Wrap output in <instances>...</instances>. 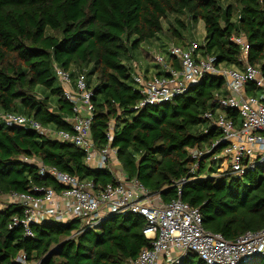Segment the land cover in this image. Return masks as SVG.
<instances>
[{"label": "trees", "instance_id": "1", "mask_svg": "<svg viewBox=\"0 0 264 264\" xmlns=\"http://www.w3.org/2000/svg\"><path fill=\"white\" fill-rule=\"evenodd\" d=\"M198 21L204 31L198 47L202 55H213L216 66H241L242 48L230 38L242 34L248 63L264 77V0H0V113H21L43 126L70 132L65 118L72 114V104L53 66L85 69L93 92V145L106 146L108 123L113 121L111 145L126 176L157 193L164 204L177 196L178 182L185 180L181 200L198 208L205 230L232 240L264 228V164L236 180L211 176L217 166L205 159L191 171L194 160L188 154V148L210 146L222 136L219 129L207 126L204 111L220 109L239 124L236 109L216 102L215 93L225 96L224 79L204 75L168 103L135 109L142 95L131 66L124 62L143 41L160 32L180 40L188 22ZM166 62L174 70L181 67L173 56ZM245 91L259 93L251 82ZM226 145L219 143L213 150ZM32 159L91 180L96 190L115 183L107 169L89 168L85 153L73 143L0 121V194L37 196L33 186L60 190L53 177L38 174ZM13 217H24L20 205L0 210V264H21L14 260L20 252L26 264H129L151 246L140 215H111L84 230L77 219L30 223L29 236L23 224L9 227ZM179 264L204 263L189 253ZM255 264H264V257Z\"/></svg>", "mask_w": 264, "mask_h": 264}, {"label": "built area", "instance_id": "2", "mask_svg": "<svg viewBox=\"0 0 264 264\" xmlns=\"http://www.w3.org/2000/svg\"><path fill=\"white\" fill-rule=\"evenodd\" d=\"M231 41L242 48L238 58L241 66H216L215 57L210 54L198 56L199 43L190 41L183 48L174 43L167 47L169 56L177 58L180 69L174 70L165 64L164 57L155 54V60L167 71V77L144 79L132 72V79L142 98L134 106L141 109L146 105L168 103L184 93L191 85L198 83L204 75L221 77L225 81V96L215 93L220 107L236 109L239 124L217 109L204 111L202 118L207 126L219 129L222 136L210 146L188 148V154L198 168L205 159L208 165H217L220 174L241 179L257 165L264 164V77L259 69L247 61L248 44L245 37L232 36ZM61 91L72 104V114L65 118L71 131L54 130L41 125L32 117L21 113L1 112L0 121L33 129L44 137L68 141L85 153V163L91 169H107L115 183H108L96 190L91 180H81L75 175L58 171L33 160L40 176L50 175L60 185L56 191L51 187L33 186L30 193L14 191L0 194V210L10 204L22 207L23 218H12L9 227L23 224L25 235H31L30 223L55 222L65 224L77 219L80 230L92 228L111 215H140L145 220L142 229L150 247L142 249L130 259L129 264H179L189 253L194 252L204 264H255L264 257V228L247 231L235 239L228 240L221 233L207 231L202 226L198 208L189 206L180 198L179 181L177 196L168 203H162L157 193H150L136 179H129L117 159V149L111 145L113 121L108 123L107 144L103 148L93 145L90 123L93 117L92 88L88 86L86 70H65L53 66ZM259 89L256 96L245 91L247 83ZM208 128L204 129L207 132ZM227 143L220 151L213 149L219 143ZM26 264L23 252L14 258Z\"/></svg>", "mask_w": 264, "mask_h": 264}, {"label": "crops", "instance_id": "3", "mask_svg": "<svg viewBox=\"0 0 264 264\" xmlns=\"http://www.w3.org/2000/svg\"><path fill=\"white\" fill-rule=\"evenodd\" d=\"M169 21L171 20L169 19ZM196 23L188 22L187 30L183 32V38L180 40L170 39L165 32H160L152 39L143 41L137 48L130 50L129 56L124 62L131 66L133 73H139L146 80H150L153 77H167L168 74L166 69L161 64L149 62L148 54H151L152 52L160 53L164 57L166 64V59L169 57L167 47L170 43H174L183 48L187 47L190 41H196L199 45H201L204 42L203 26L200 40H196L192 34V27ZM167 26L168 21H166L165 24L163 23L164 29ZM197 55L202 56L200 50ZM75 71L76 69H73V77L75 75Z\"/></svg>", "mask_w": 264, "mask_h": 264}, {"label": "rangeland", "instance_id": "4", "mask_svg": "<svg viewBox=\"0 0 264 264\" xmlns=\"http://www.w3.org/2000/svg\"><path fill=\"white\" fill-rule=\"evenodd\" d=\"M163 23L165 24L166 21H164ZM192 34H193V37L196 40H200V37H201V34H202V22L201 21H198L196 24L193 25V27H192ZM155 54L156 53H154V52H152L151 54H148V60H149V62H152L154 64H157L158 62L155 60ZM157 54L161 55L160 53H157ZM212 168L215 169V172H210V175L211 176L218 175V174H220V172H222V170L220 168H218V167H214L213 166ZM191 253H194V252H191Z\"/></svg>", "mask_w": 264, "mask_h": 264}]
</instances>
